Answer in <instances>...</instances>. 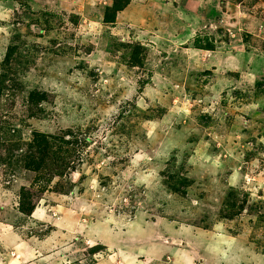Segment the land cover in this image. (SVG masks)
I'll list each match as a JSON object with an SVG mask.
<instances>
[{
  "label": "rangeland",
  "instance_id": "374dc122",
  "mask_svg": "<svg viewBox=\"0 0 264 264\" xmlns=\"http://www.w3.org/2000/svg\"><path fill=\"white\" fill-rule=\"evenodd\" d=\"M0 264H264V0H0Z\"/></svg>",
  "mask_w": 264,
  "mask_h": 264
}]
</instances>
